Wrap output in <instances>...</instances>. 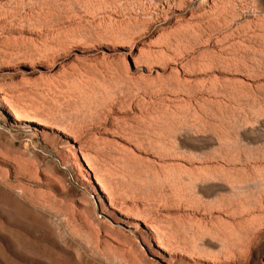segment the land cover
<instances>
[{
	"label": "rangeland",
	"instance_id": "374dc122",
	"mask_svg": "<svg viewBox=\"0 0 264 264\" xmlns=\"http://www.w3.org/2000/svg\"><path fill=\"white\" fill-rule=\"evenodd\" d=\"M0 264H264V0H0Z\"/></svg>",
	"mask_w": 264,
	"mask_h": 264
},
{
	"label": "bare ground",
	"instance_id": "6f19581e",
	"mask_svg": "<svg viewBox=\"0 0 264 264\" xmlns=\"http://www.w3.org/2000/svg\"><path fill=\"white\" fill-rule=\"evenodd\" d=\"M14 119H15L16 121H18V122H27V121H29L28 119H26V118H22V117L19 116V115H15V116H14Z\"/></svg>",
	"mask_w": 264,
	"mask_h": 264
}]
</instances>
